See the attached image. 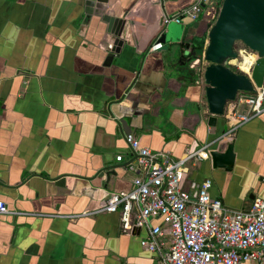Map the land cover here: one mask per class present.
<instances>
[{
    "label": "crops",
    "instance_id": "crops-1",
    "mask_svg": "<svg viewBox=\"0 0 264 264\" xmlns=\"http://www.w3.org/2000/svg\"><path fill=\"white\" fill-rule=\"evenodd\" d=\"M192 2L111 0L108 14L129 22L133 46L105 64L95 31L103 25L84 17V0H0V201L8 210L0 264H159L140 247L145 232L125 234L118 214L80 215L133 189V174L115 160L130 156L127 128L142 147L174 159L227 140L226 116L219 137L209 133L201 65H182L175 47L149 51L161 19ZM229 139L231 171L203 159L190 174L210 178L211 197L227 209L245 210L264 199V112ZM107 169L109 182L95 177Z\"/></svg>",
    "mask_w": 264,
    "mask_h": 264
},
{
    "label": "built area",
    "instance_id": "built-area-1",
    "mask_svg": "<svg viewBox=\"0 0 264 264\" xmlns=\"http://www.w3.org/2000/svg\"><path fill=\"white\" fill-rule=\"evenodd\" d=\"M215 10V0H193L186 8L166 15L163 27L181 24L184 18L195 25L203 16L206 22H211ZM161 35L149 51L162 49ZM235 52L237 58L229 66L250 77L255 63L249 58L257 59L256 54L252 51L249 54L245 46ZM249 95L252 96L238 93L235 101L228 104L226 117L231 127L227 135L264 112V83ZM124 142L130 156L124 160L118 155L115 160L125 162L133 174V189L111 195L103 207L80 216L118 214L125 234L132 235L136 229L145 232L140 247L155 254L159 264L263 263L264 199L255 198L245 210L227 209L219 199L211 197L210 179L203 180L196 196H192L189 165L207 159L209 145L174 159L169 154L142 147L134 134H125ZM7 213L5 203L0 201V214Z\"/></svg>",
    "mask_w": 264,
    "mask_h": 264
},
{
    "label": "water",
    "instance_id": "water-1",
    "mask_svg": "<svg viewBox=\"0 0 264 264\" xmlns=\"http://www.w3.org/2000/svg\"><path fill=\"white\" fill-rule=\"evenodd\" d=\"M110 8L111 0H84V17L89 20L90 17H96L103 25L101 29L96 26L95 31L101 37L97 47L106 53L105 64L120 56L125 46H133L129 22L108 14ZM163 19L159 30V34L162 33L159 39L163 44L162 48L171 51L175 47L179 61H184L181 62L182 65H190L195 61L196 65H201L196 82L210 115L207 120L209 133L214 134L217 120L223 116L226 104L235 101L238 93L254 94L264 83V0H222L218 15L206 33L200 55H197L194 46L189 44L196 40L191 20L184 18L181 24L172 23L165 28ZM83 30L82 27L81 32ZM79 36L83 38V34ZM236 43H241L257 56L250 77L235 73L229 66V62L237 58L234 50ZM131 133L132 129L127 128L125 134ZM217 137L219 136L215 133L212 139ZM234 147L235 141L231 139L218 143L217 148L209 150L207 161L213 171L229 172L233 169L236 156ZM111 175L113 172L107 169L100 170L95 177L109 182ZM196 175L197 172L190 174L193 197L202 182L196 180ZM254 199L255 197L252 201ZM139 232V229H136L132 235H139Z\"/></svg>",
    "mask_w": 264,
    "mask_h": 264
},
{
    "label": "rangeland",
    "instance_id": "rangeland-1",
    "mask_svg": "<svg viewBox=\"0 0 264 264\" xmlns=\"http://www.w3.org/2000/svg\"><path fill=\"white\" fill-rule=\"evenodd\" d=\"M221 2H222V0H221ZM219 9H220V7H217V5H216V10H215V13H214V15H215V19H216L217 15H218ZM204 18H206V17L203 16V17H201L198 21H196L195 25L197 26V29H196V26L194 25V26H195L194 31H195V33H196L198 36H199L200 31L203 30L204 27H205L206 20H205ZM215 19H214V20H210V21L212 22V24H213V22L215 21ZM212 24H211V25H212ZM208 29H209V28H208ZM243 47H244V46H243L241 43H236L235 46H234L235 50H237V49H241V48H243ZM247 52H248L249 54H251L250 50H248V49H247ZM232 70H233V69H232ZM246 95H247V94H246ZM248 96H252V95H249V94H248ZM228 106H229V105H228ZM240 111L243 112V107L240 108ZM224 116H226V114H225Z\"/></svg>",
    "mask_w": 264,
    "mask_h": 264
},
{
    "label": "trees",
    "instance_id": "trees-1",
    "mask_svg": "<svg viewBox=\"0 0 264 264\" xmlns=\"http://www.w3.org/2000/svg\"><path fill=\"white\" fill-rule=\"evenodd\" d=\"M215 3L217 5V7H220L221 5V0H215ZM212 22H206L205 23V27H204V32H203V36L205 35V33L207 32L208 28L211 26ZM206 40V36L202 37L200 39H196V43L194 44V51L197 55H200L203 47H204V43Z\"/></svg>",
    "mask_w": 264,
    "mask_h": 264
},
{
    "label": "flooded vegetation",
    "instance_id": "flooded-vegetation-1",
    "mask_svg": "<svg viewBox=\"0 0 264 264\" xmlns=\"http://www.w3.org/2000/svg\"><path fill=\"white\" fill-rule=\"evenodd\" d=\"M195 35H196V34H195ZM196 42H197L196 40H193V41H191L189 44H191V46H194V44H195ZM230 68H231V67H230ZM231 69H232V68H231ZM233 71H234V70H233ZM234 72L237 73L236 71H234ZM228 104H229V103H227L226 106H225V108H224V114H223V116L226 114V109H227V107H228ZM229 137H230V135H227V134H226V137H225V138L227 139L226 141L231 140V139H229ZM226 141H225V142H226Z\"/></svg>",
    "mask_w": 264,
    "mask_h": 264
},
{
    "label": "bare ground",
    "instance_id": "bare-ground-1",
    "mask_svg": "<svg viewBox=\"0 0 264 264\" xmlns=\"http://www.w3.org/2000/svg\"><path fill=\"white\" fill-rule=\"evenodd\" d=\"M249 59H250V61H252L253 63H255L256 60H257L255 57H253V58L251 57V58H249ZM247 60H248V59L246 58V59H245V62H247Z\"/></svg>",
    "mask_w": 264,
    "mask_h": 264
}]
</instances>
